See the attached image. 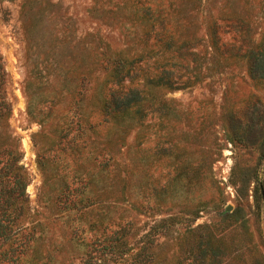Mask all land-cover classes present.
<instances>
[{
  "label": "rangeland",
  "instance_id": "rangeland-1",
  "mask_svg": "<svg viewBox=\"0 0 264 264\" xmlns=\"http://www.w3.org/2000/svg\"><path fill=\"white\" fill-rule=\"evenodd\" d=\"M250 52L264 0H0V264H264Z\"/></svg>",
  "mask_w": 264,
  "mask_h": 264
},
{
  "label": "trees",
  "instance_id": "trees-1",
  "mask_svg": "<svg viewBox=\"0 0 264 264\" xmlns=\"http://www.w3.org/2000/svg\"><path fill=\"white\" fill-rule=\"evenodd\" d=\"M248 70L251 75L264 74V54L261 52H250ZM131 96L127 100L133 98L134 92L131 89Z\"/></svg>",
  "mask_w": 264,
  "mask_h": 264
}]
</instances>
